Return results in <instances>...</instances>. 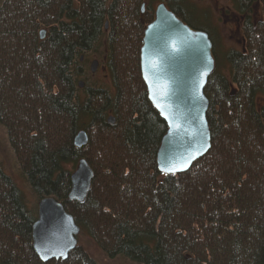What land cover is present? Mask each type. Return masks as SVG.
Segmentation results:
<instances>
[{
    "label": "trees",
    "instance_id": "1",
    "mask_svg": "<svg viewBox=\"0 0 264 264\" xmlns=\"http://www.w3.org/2000/svg\"><path fill=\"white\" fill-rule=\"evenodd\" d=\"M156 1L210 37L217 64L197 0H150L144 14L146 0H1L0 123L35 195L57 199L110 259L264 264V0H233L244 50L224 53L229 73L215 67L204 90L211 150L177 175L159 171L168 126L141 73ZM93 57L107 58L105 81L92 80ZM82 131L90 143L78 149ZM82 159L95 177L80 204L70 194ZM35 212L0 167V264H98L80 245L43 263Z\"/></svg>",
    "mask_w": 264,
    "mask_h": 264
},
{
    "label": "water",
    "instance_id": "2",
    "mask_svg": "<svg viewBox=\"0 0 264 264\" xmlns=\"http://www.w3.org/2000/svg\"><path fill=\"white\" fill-rule=\"evenodd\" d=\"M157 7L155 20L146 28L143 39L141 73L152 105L168 126L157 156L159 171L177 175L191 170L211 150L207 121L210 103L204 90L216 62L205 32L188 27L165 4ZM40 34L45 40L46 31ZM98 68V62L93 61L91 72ZM83 85L80 83L81 88ZM109 122L115 124V119L111 117ZM74 141L78 149L85 148L89 143L87 132L77 134ZM79 163L72 175L70 199L83 204L94 173L87 161ZM38 209L33 226L35 252L43 263L67 261L78 247L80 227L57 199L44 198Z\"/></svg>",
    "mask_w": 264,
    "mask_h": 264
},
{
    "label": "rangeland",
    "instance_id": "3",
    "mask_svg": "<svg viewBox=\"0 0 264 264\" xmlns=\"http://www.w3.org/2000/svg\"><path fill=\"white\" fill-rule=\"evenodd\" d=\"M149 2L150 0H146V3L143 5L146 7L145 11L147 9ZM1 4L2 3L0 2V5ZM159 4L160 3L158 1L152 4L154 11H156V9L158 8L157 6ZM197 4L199 5V7L201 6L200 9H202V13L204 15L206 14L209 15L212 21V26L214 27L212 34L216 39V44L214 47L216 59H217L216 70L223 72V73L225 72L227 74L229 73V67L225 59L223 58L224 53L230 50H234V49L241 50V51L244 50V47H243L244 46V36L242 35L240 17L235 9V3L233 2V0H197ZM142 12H143V9H142ZM107 25H106V31H108V27H109L108 23ZM82 61H83V58H82ZM93 61L98 62L99 68L95 73H92L93 75L92 80L105 81V78H104L105 75L103 72L106 69L105 63L107 61V58L104 57L103 60L101 59L100 61L96 57H93L91 59V62L89 63V69H91ZM88 141H89V136H88ZM89 143L86 146H88ZM79 162L77 166L75 167V170L73 171L72 174L76 172V169L80 164ZM0 167H2V170L7 177L12 178L16 187L19 188V190L23 193L25 202H26V207L30 211H33V212L36 211L38 215L39 204L44 199L40 200V198H38L35 195L32 188L27 184L25 176H23L22 170L18 164L17 156L15 155V152L12 148V144L10 143L9 133H7L6 127L3 126L2 123H0ZM69 169L72 170L71 167ZM94 177H95V173H94ZM81 232H82V229H81ZM77 240H78V246L80 245L81 247H83V249L86 250L91 255V257L95 261L98 262V264H141L136 261L133 262L132 260L125 257L124 255L117 256L115 258L110 259L107 255L103 253L102 250L98 249V247L92 241V239L87 238L86 235H83L81 233L78 236Z\"/></svg>",
    "mask_w": 264,
    "mask_h": 264
}]
</instances>
